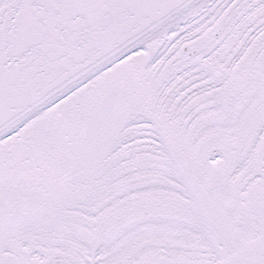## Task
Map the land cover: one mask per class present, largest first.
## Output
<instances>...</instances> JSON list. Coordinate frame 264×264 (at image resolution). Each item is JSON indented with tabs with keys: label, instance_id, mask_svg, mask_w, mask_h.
<instances>
[{
	"label": "snow or ice",
	"instance_id": "obj_1",
	"mask_svg": "<svg viewBox=\"0 0 264 264\" xmlns=\"http://www.w3.org/2000/svg\"><path fill=\"white\" fill-rule=\"evenodd\" d=\"M0 264H264V0H0Z\"/></svg>",
	"mask_w": 264,
	"mask_h": 264
}]
</instances>
